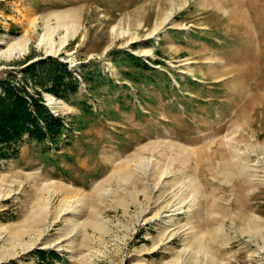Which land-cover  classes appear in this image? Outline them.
Masks as SVG:
<instances>
[{"label":"rangeland","instance_id":"rangeland-1","mask_svg":"<svg viewBox=\"0 0 264 264\" xmlns=\"http://www.w3.org/2000/svg\"><path fill=\"white\" fill-rule=\"evenodd\" d=\"M113 49L164 63L170 88L138 95ZM30 56L75 73L94 61L128 88L81 85L99 117L58 166L27 142L0 162V264H40L37 251L49 264H264V0H0V78ZM30 219L37 231L11 243Z\"/></svg>","mask_w":264,"mask_h":264},{"label":"trees","instance_id":"trees-1","mask_svg":"<svg viewBox=\"0 0 264 264\" xmlns=\"http://www.w3.org/2000/svg\"><path fill=\"white\" fill-rule=\"evenodd\" d=\"M110 54L112 62L120 69L119 81H128L136 86L138 95L144 89L141 86L143 83L148 85L151 82L159 89L170 88L168 76L153 66L164 63L151 62L152 65L147 62L152 59L124 49H113ZM17 66L7 72L6 77L0 78V162L18 157L21 145L27 142L34 147L33 154L39 162L58 166L60 145L66 147L75 134L84 132L99 117L87 99L76 101L81 85L98 97L103 92L111 96L119 88H128L126 83L120 87L94 61L82 64L78 73L71 71L60 58L54 57L34 61L30 56ZM176 76L180 81V76ZM191 82L194 84L195 81ZM45 93L70 102L79 109V114L64 117L53 113L45 102ZM120 107L125 108V105L120 103ZM53 149L56 150L52 153ZM65 156L72 160L69 155ZM36 254L44 264H49L48 259H58L56 254H52L53 258H46L47 255L41 251Z\"/></svg>","mask_w":264,"mask_h":264},{"label":"bare ground","instance_id":"bare-ground-1","mask_svg":"<svg viewBox=\"0 0 264 264\" xmlns=\"http://www.w3.org/2000/svg\"><path fill=\"white\" fill-rule=\"evenodd\" d=\"M71 15H72V13H71ZM71 15H70V17H71ZM69 17V16H68ZM68 37H69V34H67V35H65L64 37H63V39H62V41H61V43H62V45L63 44H65L66 43V41H67V39H68ZM29 43V39H26L23 43H20L19 44V46L18 47H26L27 46V44ZM48 98H52L51 96H47ZM141 152V151H140ZM128 163V162H127ZM127 173H130V171L125 167V168H118V170L117 171H115L113 174H112V177H115V176H118V175H123V174H127ZM59 188V186H57L56 185V187L55 188ZM57 188V189H58ZM62 189H61V191H65V192H67V193H73V191H71V192H69L68 190H66L64 187H61ZM60 190V189H59ZM67 193H66V196H67ZM75 193V192H74ZM69 197V196H68ZM67 199V198H66ZM94 218V217H93ZM37 222H39V223H42V221L41 220H39L38 219V221ZM35 220H33V219H30V220H28V221H26L25 222V226H26V228H23L22 226V228L23 229H19L18 227L17 228H15V230L12 232L11 231V236L12 237H10V241H11V243H14V242H16V241H20L22 238H24L26 235H28L29 233H31V232H36L37 231V229H38V227H39V223H37ZM93 223H97V224H99L98 223V221L95 219H93V221H92ZM24 223V222H23ZM91 223V222H90ZM96 224V225H97ZM24 225V224H23ZM92 225V224H91ZM94 225V224H93ZM20 227V228H21ZM95 227V226H94ZM12 228V227H11ZM14 228V227H13ZM58 242V241H57ZM51 246V245H50ZM54 247V246H53Z\"/></svg>","mask_w":264,"mask_h":264}]
</instances>
